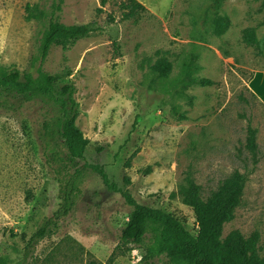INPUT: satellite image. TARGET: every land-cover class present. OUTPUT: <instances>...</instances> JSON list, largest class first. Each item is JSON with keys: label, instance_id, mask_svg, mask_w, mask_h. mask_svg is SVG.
Here are the masks:
<instances>
[{"label": "rangeland", "instance_id": "rangeland-1", "mask_svg": "<svg viewBox=\"0 0 264 264\" xmlns=\"http://www.w3.org/2000/svg\"><path fill=\"white\" fill-rule=\"evenodd\" d=\"M214 1L172 0L163 17L146 8L127 19V0H64L60 23L97 29L52 46L43 68L62 74L61 83L71 86L66 100L78 102L75 124L89 139L79 166H103L136 201L164 210L194 234V214L182 202L187 173L205 200L237 170L246 177L243 196L222 237L257 230L264 257V103L249 87L255 71H264L262 0L217 7ZM51 2L0 0V70L36 73L32 58L46 23L28 20L24 7ZM217 16L229 21L220 35ZM246 27L255 29L256 47L243 41ZM200 78L214 83L198 84ZM255 87L264 94L260 83ZM12 101L0 107V262L142 264L143 251L133 245L110 258L129 207L89 166L74 209L32 243L62 203L42 138L54 108L38 98ZM248 124L257 130L256 162L245 147Z\"/></svg>", "mask_w": 264, "mask_h": 264}, {"label": "trees", "instance_id": "trees-1", "mask_svg": "<svg viewBox=\"0 0 264 264\" xmlns=\"http://www.w3.org/2000/svg\"><path fill=\"white\" fill-rule=\"evenodd\" d=\"M63 1L52 0L48 8L41 7L38 3L25 4L28 20L46 23L39 38L37 53L32 58V64L38 62L36 73L16 67L0 70V107H8L13 103L12 100L29 101L38 98L54 108L52 117L43 124L42 138L47 148L46 160L59 184L62 203L52 216L43 219L31 238L32 243H37L58 229L59 219L74 209L77 198L82 193L83 171L89 166L99 175L106 190L120 193L129 207L126 222L120 228L119 240L110 258L115 250L124 253L133 245L143 251L140 258L142 264H264V257L260 255V233L257 230L247 237L239 231L222 237L224 224L232 219L235 208L241 203L246 181L243 173L234 171L205 200L201 196V186L187 173L181 190L182 202L190 206L194 214L197 225L194 234L164 210L136 201L128 188L111 181L103 166L78 165L89 144V139L75 124L78 102L73 98L66 100L70 84L61 83L63 75L45 70L43 64L52 46L85 37L97 28L91 24L60 23L57 12L61 10ZM223 1L225 0H215L214 4L217 7ZM261 5L264 12V0ZM124 7L128 8L124 13V18L127 19L135 17L138 10H146L138 0H127ZM228 25L226 16L215 18L217 34H223ZM242 36L247 45L257 46L253 27L244 28ZM197 82L201 85L214 83L206 78H200ZM246 131L245 147L256 162L257 130L248 124ZM149 170L150 167L147 168ZM126 182L129 183V178H126Z\"/></svg>", "mask_w": 264, "mask_h": 264}, {"label": "crops", "instance_id": "crops-1", "mask_svg": "<svg viewBox=\"0 0 264 264\" xmlns=\"http://www.w3.org/2000/svg\"><path fill=\"white\" fill-rule=\"evenodd\" d=\"M141 2L146 8H148L150 11L156 13L157 15L163 17L166 12L167 8L169 7L172 0H169L170 3L168 5L160 4V2L156 0H138ZM258 82L261 84V86L264 89V71L263 70H257L253 74L252 78L249 81V87L252 89V91L255 93L256 97L264 103V94L259 90L256 89L255 83Z\"/></svg>", "mask_w": 264, "mask_h": 264}]
</instances>
